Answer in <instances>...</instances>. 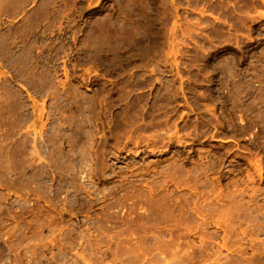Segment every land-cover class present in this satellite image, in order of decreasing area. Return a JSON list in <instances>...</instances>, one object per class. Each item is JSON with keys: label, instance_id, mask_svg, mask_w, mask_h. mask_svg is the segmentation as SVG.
Listing matches in <instances>:
<instances>
[{"label": "rangeland", "instance_id": "rangeland-1", "mask_svg": "<svg viewBox=\"0 0 264 264\" xmlns=\"http://www.w3.org/2000/svg\"><path fill=\"white\" fill-rule=\"evenodd\" d=\"M0 264H264V0H0Z\"/></svg>", "mask_w": 264, "mask_h": 264}]
</instances>
